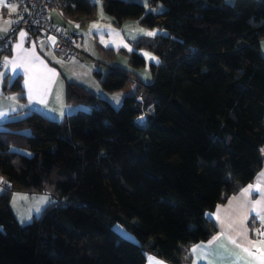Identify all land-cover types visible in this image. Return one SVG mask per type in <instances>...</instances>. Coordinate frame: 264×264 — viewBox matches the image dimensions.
<instances>
[{"label":"trees","instance_id":"1","mask_svg":"<svg viewBox=\"0 0 264 264\" xmlns=\"http://www.w3.org/2000/svg\"><path fill=\"white\" fill-rule=\"evenodd\" d=\"M67 20L96 19L91 0H62ZM118 25L139 21L167 35L135 47L160 59L146 85L120 67L97 75L122 106L73 82L52 120L33 111L0 130V264H172L218 230L207 215L250 184L264 163V0H103ZM141 52L132 63L146 65ZM8 91H23L20 78ZM146 116L142 124L138 121ZM30 130L31 135L22 131ZM10 136L25 138L30 156ZM23 142V141H22ZM51 190L39 219L20 226L12 191ZM119 224L138 243L125 239Z\"/></svg>","mask_w":264,"mask_h":264},{"label":"crops","instance_id":"2","mask_svg":"<svg viewBox=\"0 0 264 264\" xmlns=\"http://www.w3.org/2000/svg\"><path fill=\"white\" fill-rule=\"evenodd\" d=\"M226 1L234 2V0ZM13 7L16 9L14 12L12 11ZM17 11L18 7L15 4L8 5L5 0L0 3V35H5L10 31L14 25ZM107 18L105 17L104 20H108L109 24L112 22L117 24L113 17H111L113 20ZM51 20L61 30L69 25L63 12L58 10L51 12ZM94 20L96 19L70 21L85 24ZM66 30L63 31L72 38L74 37L73 39H78L80 36L74 29L70 32ZM55 44L56 40L53 37L41 38L28 33L21 37L19 34L10 49L5 53H0V87H4V92L0 90V97L8 96L11 93L8 91V87L17 78L21 79L23 86V91L17 93L19 96L18 110L16 113L10 112V116H18L20 119L24 116L22 113L25 110L28 113L31 109L42 111L52 107L63 109L72 105L80 106L67 102V83L75 82L68 80L63 74L62 65H65L54 55ZM261 49L264 55V40L261 42ZM96 63L104 65L106 69L109 68V65L103 61L98 60ZM65 64H70V62L65 61ZM78 85L86 88L83 86L84 84ZM11 120L13 119L0 120V126ZM262 153L264 157V150ZM262 173H264V163L250 184L242 187L224 204L208 213V219L218 230L217 235L210 242L191 246L188 249L191 259L182 264H260V261L264 260V176L261 175ZM257 187L259 191L255 190ZM246 189L249 190L247 193ZM150 258H154L162 264H172L152 254L147 255L146 264H150Z\"/></svg>","mask_w":264,"mask_h":264},{"label":"rangeland","instance_id":"3","mask_svg":"<svg viewBox=\"0 0 264 264\" xmlns=\"http://www.w3.org/2000/svg\"><path fill=\"white\" fill-rule=\"evenodd\" d=\"M129 1L142 6L147 13H152L154 15H159L164 10L161 5L159 7L151 6L148 0ZM91 2L98 8L96 20L86 22L85 24L78 21L68 20L66 21L69 24L68 26L65 27V25H62L65 27L63 30H66L67 28L69 31H66L70 32V30L74 29L75 32L80 35L78 39H73L76 48L80 51L79 59H74L72 63L65 64V60L58 55L57 52H55L54 55L59 61L64 63L65 66L62 65V72L66 75L68 80H73L77 84H84L83 86L91 90L100 99L107 100L116 109H120L123 98L126 94L124 92L109 93L105 91L101 84V79L97 74L101 72L103 73L102 76H104L111 68L120 67L130 72L134 77L141 78L146 85L152 84L154 82L152 65L159 64L160 59L151 53H148L149 55L146 56L145 53L147 52L139 51L135 47V43L144 39H154L158 35H167V32L157 28H146L136 20L126 21L122 26L118 24L115 25L113 22L109 24L108 20H104V18H112L104 11V1L91 0ZM94 23L96 24L94 25ZM149 32H155L156 34L148 35ZM114 37L116 38L114 39ZM133 52H141L140 54L146 58V65L137 66L133 64L131 57ZM152 56L156 57V60L150 59ZM98 60L108 64L109 68L106 69L104 65H97L98 63L96 62ZM0 90L4 92V87H0ZM12 97H15L16 99L13 100L11 99ZM18 101L19 96L14 92H11L8 96L0 97V111L8 114L16 113L18 110L17 108L19 107L17 104ZM80 109L90 108L82 105H72L71 107L69 106L63 109L61 107H52L37 112L52 120L62 121L65 116L75 114ZM33 110L34 109L29 110L28 113L26 110L23 111V117L26 116V113L29 114L33 112ZM141 117H143V119H140ZM141 117L138 121L143 124L146 121V116ZM0 130L3 131L6 130V128L1 125ZM22 134L26 136L31 135V131L26 129L22 131ZM9 140L16 141L12 144L13 150L15 149L27 156L31 155L29 150L25 149V138L10 136ZM1 192H4V190L0 188V193ZM52 201L53 196L51 190H48V192L27 190L11 192V207L20 226H26L27 224L32 223L35 219H39ZM114 229L125 239L138 243L136 237L129 233L123 226L116 224Z\"/></svg>","mask_w":264,"mask_h":264},{"label":"built area","instance_id":"4","mask_svg":"<svg viewBox=\"0 0 264 264\" xmlns=\"http://www.w3.org/2000/svg\"><path fill=\"white\" fill-rule=\"evenodd\" d=\"M5 3L17 5L18 11L10 31L0 35V53L10 49L20 32H26L31 36L55 38V51L66 62L79 59L80 51L76 48L73 38L51 20V12L63 11L65 3L62 0H5ZM0 188L11 191L10 184L2 180H0Z\"/></svg>","mask_w":264,"mask_h":264},{"label":"snow or ice","instance_id":"5","mask_svg":"<svg viewBox=\"0 0 264 264\" xmlns=\"http://www.w3.org/2000/svg\"><path fill=\"white\" fill-rule=\"evenodd\" d=\"M4 0H0V3H3ZM7 6V5H6ZM16 9L15 7L12 8V11L14 12ZM11 23V22H9ZM156 33L155 32H149L148 35H155ZM26 35V33L24 32H21L20 33V36L21 37H24ZM53 42H55L53 40ZM17 47H19V45H17ZM146 56H148L149 54L148 53H145ZM150 59H153V60H156V57L152 56L150 57ZM11 99H16L15 97H12ZM14 111V110H13ZM19 117L18 116H10L8 113H5V112H2L0 111V120H7V119H18ZM140 119H143V117H141ZM262 176H264V173L261 174ZM251 187V186H250ZM255 190L259 191V188L257 187ZM249 190L246 189L245 192L247 193ZM193 251H195V249H193ZM150 264H162V262L160 261H157L155 260L154 258H150ZM260 264H264V260H261L260 261Z\"/></svg>","mask_w":264,"mask_h":264}]
</instances>
